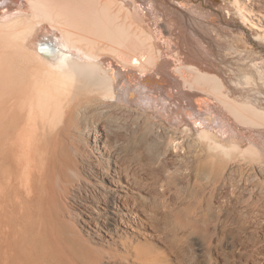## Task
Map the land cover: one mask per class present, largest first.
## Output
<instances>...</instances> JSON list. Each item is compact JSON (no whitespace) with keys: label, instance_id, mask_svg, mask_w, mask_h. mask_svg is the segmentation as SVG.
Segmentation results:
<instances>
[{"label":"bare ground","instance_id":"bare-ground-1","mask_svg":"<svg viewBox=\"0 0 264 264\" xmlns=\"http://www.w3.org/2000/svg\"><path fill=\"white\" fill-rule=\"evenodd\" d=\"M0 264H264V0H0Z\"/></svg>","mask_w":264,"mask_h":264},{"label":"rangeland","instance_id":"rangeland-1","mask_svg":"<svg viewBox=\"0 0 264 264\" xmlns=\"http://www.w3.org/2000/svg\"><path fill=\"white\" fill-rule=\"evenodd\" d=\"M199 1H202V0H199ZM220 3L222 4L223 2H220ZM211 48H213V47H211ZM101 115H102V113H100L99 115H97V117L100 118V117H103L104 116V114L102 116ZM103 119H105L104 121H106L105 124L107 125V127L108 128L110 127L109 129H113L114 132H115V130H116V132H118L119 129L120 130L121 129L123 130V127H127L128 128V126H129V123L126 122V120L123 119V118H120L119 119V118L114 117V116H112V117L109 116V117H104ZM118 119H119L120 122L118 121ZM117 123H118V125H117ZM121 131H119V132H121ZM154 149H156V145H153L152 147H150V149H149L151 151L150 153H153L155 151Z\"/></svg>","mask_w":264,"mask_h":264}]
</instances>
